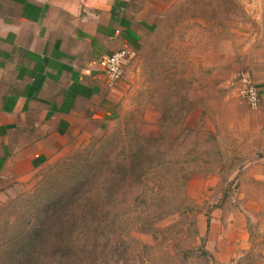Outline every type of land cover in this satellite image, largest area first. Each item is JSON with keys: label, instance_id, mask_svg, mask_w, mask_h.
<instances>
[{"label": "rangeland", "instance_id": "374dc122", "mask_svg": "<svg viewBox=\"0 0 264 264\" xmlns=\"http://www.w3.org/2000/svg\"><path fill=\"white\" fill-rule=\"evenodd\" d=\"M243 16L234 0L177 4L126 66L130 88L120 113L13 185L0 204V231L3 222H36L64 191L82 189V173L116 170L140 133L166 150L174 166L168 182L151 174L117 187L109 204L90 209V202V211L112 207L118 216L78 225L79 264H264V178L255 172L264 115L238 90L240 74L250 71L238 33ZM172 193L181 196L180 209L152 217L172 207ZM90 228L97 232L86 235Z\"/></svg>", "mask_w": 264, "mask_h": 264}, {"label": "crops", "instance_id": "0c3cea01", "mask_svg": "<svg viewBox=\"0 0 264 264\" xmlns=\"http://www.w3.org/2000/svg\"><path fill=\"white\" fill-rule=\"evenodd\" d=\"M182 1L0 0V204L13 185L120 113L132 59L110 86L103 58L121 48L137 54ZM234 1L264 115V0ZM260 160L255 172L264 178Z\"/></svg>", "mask_w": 264, "mask_h": 264}, {"label": "trees", "instance_id": "16d2710c", "mask_svg": "<svg viewBox=\"0 0 264 264\" xmlns=\"http://www.w3.org/2000/svg\"><path fill=\"white\" fill-rule=\"evenodd\" d=\"M157 140L159 139L137 134V138L124 153L123 160L116 170L109 168L103 171L100 168L102 174L92 173L89 177H87L89 174L82 173V177H86L82 189L73 193L64 191L60 201L51 204L52 207H48L36 222H25L18 225L8 222L1 223L0 234L3 236L0 237V264H79L77 256L74 255L76 250L75 243H73V233L78 225L82 222L91 223L90 220L101 223L102 220L113 222L118 216L112 207L105 211H90L91 208L100 201L106 202L107 200L109 204L119 190H116L117 187H131L132 180L146 181L149 180L151 174L159 173L161 180L165 177L164 185L167 184L168 178L165 172L169 173L174 166L172 162L167 161L166 150L161 146L162 144L157 143ZM181 169L180 173L177 172L178 175L174 172L175 177L184 172L183 168ZM116 173L121 175L118 177ZM184 182L186 184V178ZM177 196V193L171 194L173 203L169 210L164 212L154 210L151 216L160 217L159 215L165 216L178 211L182 202H175L176 198L181 197ZM134 200L136 202L146 201L143 196L141 198L136 196ZM98 211L100 213H97ZM140 212L142 211L138 209L137 216L139 217ZM94 228L85 229L86 235L97 232ZM108 229L112 231V228ZM113 232L115 237L119 236L115 230Z\"/></svg>", "mask_w": 264, "mask_h": 264}, {"label": "built area", "instance_id": "2783aa9c", "mask_svg": "<svg viewBox=\"0 0 264 264\" xmlns=\"http://www.w3.org/2000/svg\"><path fill=\"white\" fill-rule=\"evenodd\" d=\"M136 52L128 48H121L103 58L108 85L113 86L123 75L125 65L135 57ZM238 90L251 106L256 107L260 101V93L253 75L242 72L238 80Z\"/></svg>", "mask_w": 264, "mask_h": 264}]
</instances>
